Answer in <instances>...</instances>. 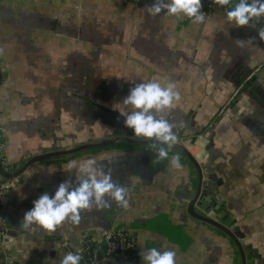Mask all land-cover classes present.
<instances>
[{
	"label": "crops",
	"instance_id": "obj_1",
	"mask_svg": "<svg viewBox=\"0 0 264 264\" xmlns=\"http://www.w3.org/2000/svg\"><path fill=\"white\" fill-rule=\"evenodd\" d=\"M152 2L0 0V154L16 169L51 149L112 135L138 138L123 124L120 112L132 110L123 99L134 83L174 81L181 99L167 118L177 122L176 136L192 139L188 150L199 151L201 184L218 209L205 210L209 203L200 192L195 211L224 223L240 246L191 215L199 178L184 153L171 148L167 159L158 160L153 145L123 140L41 158L22 170L2 197L13 239L0 242V264H60L61 241L77 249L84 236L97 237L114 224L135 235L141 264L153 247L175 250L176 264H264L260 27L253 21L237 27L227 20L228 7L210 8L203 0V23L166 10L151 16ZM248 37L255 40L247 43ZM238 38L245 48L236 46ZM173 155L182 168L171 166ZM89 157L128 187L129 206H93L81 212L78 225L66 222L51 233L36 225L22 230L19 222L40 194L74 179L75 169L64 170L67 163Z\"/></svg>",
	"mask_w": 264,
	"mask_h": 264
},
{
	"label": "clouds",
	"instance_id": "obj_2",
	"mask_svg": "<svg viewBox=\"0 0 264 264\" xmlns=\"http://www.w3.org/2000/svg\"><path fill=\"white\" fill-rule=\"evenodd\" d=\"M212 2L221 7L232 5L226 13L227 20L234 22L237 27L249 26L250 22L259 21L264 16V0H238L234 5L233 0ZM201 9L202 0H153L147 11L151 16H157L166 10L170 16H185L193 23L199 24L205 21L206 15ZM257 34L264 40V27H261ZM254 40L255 37H248L247 43ZM235 43L238 48L246 47V41L243 39L238 38ZM180 99L176 83L171 80L165 85L155 80L134 83L123 99V103L130 105L132 109L126 113L120 112L124 117V126L130 128L136 137L153 141V147L157 148L158 160L167 159L168 150L177 143L174 132L177 122L170 121L167 116ZM179 126H183L182 121ZM170 164L175 169L182 168L178 155L171 157ZM73 169L76 170L74 179H64L53 193L43 192L32 202V207L23 214L19 222L22 230L32 231V226L36 225L51 233L66 222L78 225L81 212L90 210L93 206L97 211L109 207L110 201L123 208L129 206V200L126 198L128 187L114 182L111 170L105 172L103 165L95 158L89 157L79 163L71 160L64 170L71 172ZM12 239L11 236L7 237L9 245ZM81 259L79 252H69L60 264H80ZM142 259L145 264H176V251H161L153 247L146 251Z\"/></svg>",
	"mask_w": 264,
	"mask_h": 264
},
{
	"label": "built area",
	"instance_id": "obj_3",
	"mask_svg": "<svg viewBox=\"0 0 264 264\" xmlns=\"http://www.w3.org/2000/svg\"><path fill=\"white\" fill-rule=\"evenodd\" d=\"M132 1L136 2L138 0ZM203 2L210 8L215 5L212 0H203ZM236 2L238 0H233V5ZM231 6H228L229 10ZM253 22L258 24L260 28L264 27V16L259 21L253 20ZM177 142L184 144L187 148L193 143L192 139L186 135L177 136ZM1 145L2 130L0 126V147ZM193 154L200 156L199 151H195ZM1 163L5 170H11V165L7 158L1 156ZM15 180L16 177L0 182V226L4 229H7L8 226L6 218L1 212L2 197L5 190L11 187ZM60 245L64 249L65 255L69 252H79L82 257L80 264H141L136 237L121 224L111 225L109 228L102 230L97 237L84 236L81 239L80 247L77 249L70 247L68 242L64 240L60 242Z\"/></svg>",
	"mask_w": 264,
	"mask_h": 264
},
{
	"label": "water",
	"instance_id": "obj_4",
	"mask_svg": "<svg viewBox=\"0 0 264 264\" xmlns=\"http://www.w3.org/2000/svg\"><path fill=\"white\" fill-rule=\"evenodd\" d=\"M2 79V72H1V68H0V82ZM175 132V129H174ZM123 140H127L131 143H137L140 145H153V141L148 140L146 138H131L129 139V137L127 136H116V135H112L111 137H108L106 139H103L101 141H92V142H86V143H82L80 145H76V146H72V147H67V148H63V149H51L49 151L43 152V153H39L36 154L30 158H28L20 167L16 168V169H11V170H5L3 168V165L1 163V156H0V182L4 181V180H8L14 177H18V175L22 172V170L28 166L30 163L39 160L41 158H46V157H50V156H57V155H64V154H70V153H74L77 152L79 150H84V149H88V148H99L102 146H107L110 145L111 143H115V142H119V141H123ZM172 148L178 149L179 151H181L182 153H184L187 158H189L191 160V162L193 163V165L196 167L197 169V173H198V191H196L195 193V197L193 198L191 204H190V213L191 215H193L194 217L199 218L202 221H205L207 223H210L216 227H218L220 230H222L224 233H226L228 236H230L236 243L237 245L238 243V239L236 238L235 234L232 232V230L227 227L224 223H221L219 221H217L216 219H214L212 216L210 215H206V214H201L198 211H195L194 208V203L196 202V200L198 199V197L200 196V192H202L203 197L200 196V200L201 198H204L206 201H208L209 205H205L204 209L207 211H216L218 210L217 208L214 209L213 207V201L212 198L210 197V195H208V193H205V190L202 187V171H201V165H200V157L201 156H196L194 155L192 152H190L188 150V148L182 144L177 142ZM203 189V190H201ZM224 224V225H223ZM10 231L9 229H4L3 227L0 226V242L3 243L4 245H7V237H9ZM240 246V244L238 245ZM3 252L5 253V251L3 250ZM4 256H7L6 253L4 254Z\"/></svg>",
	"mask_w": 264,
	"mask_h": 264
}]
</instances>
